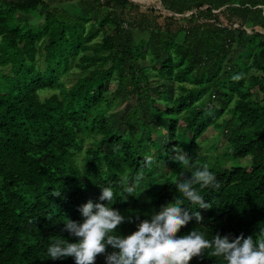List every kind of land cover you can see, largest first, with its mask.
Returning <instances> with one entry per match:
<instances>
[{"label": "trees", "instance_id": "trees-1", "mask_svg": "<svg viewBox=\"0 0 264 264\" xmlns=\"http://www.w3.org/2000/svg\"><path fill=\"white\" fill-rule=\"evenodd\" d=\"M152 1L0 0V264H75L47 247L75 242L63 221L82 222L88 200L106 203L104 187L126 218L122 235L179 198L203 219L178 235L264 239V0ZM72 66L80 74L66 87ZM209 127L240 163L198 155ZM177 148L192 167L173 160ZM203 165L221 185L200 189L207 210L173 183ZM141 170L135 196L121 200L122 177ZM190 264L225 262L206 250Z\"/></svg>", "mask_w": 264, "mask_h": 264}, {"label": "clouds", "instance_id": "clouds-1", "mask_svg": "<svg viewBox=\"0 0 264 264\" xmlns=\"http://www.w3.org/2000/svg\"><path fill=\"white\" fill-rule=\"evenodd\" d=\"M174 151L173 160L176 163L184 169L192 167L187 152L178 148ZM144 161L151 168L154 154L146 155ZM143 180L142 170L131 179L129 176L122 177L120 199L126 198L125 193L135 196ZM173 183L184 200L204 210L212 206L205 202L200 189L218 190L221 187L208 165L196 168L188 178ZM51 195L63 196L61 190H55ZM98 199L106 203L88 200L79 207L82 222L68 218L63 221L62 231L77 239L75 242L68 239L52 241L46 250L48 258L59 260L71 257L75 264H96L98 256L104 257L105 264H190L193 258H203L205 251L210 250L211 257L221 258L225 264H264V239L254 240L251 235L244 237L243 233L232 238L218 232L212 239H207L202 231L195 229L178 235L193 217L197 222L203 219L198 211L190 214L189 207L179 198L162 205L150 219L139 220L137 216L139 223L136 230L127 235L118 231L126 218L111 207L117 199L113 189L102 188ZM128 222L132 220L129 218Z\"/></svg>", "mask_w": 264, "mask_h": 264}, {"label": "rangeland", "instance_id": "rangeland-1", "mask_svg": "<svg viewBox=\"0 0 264 264\" xmlns=\"http://www.w3.org/2000/svg\"><path fill=\"white\" fill-rule=\"evenodd\" d=\"M143 1L144 0H142V1L137 0V2H143ZM152 2H154V0ZM159 6H160V4H159ZM25 17L27 18V20H30V22H35L33 17H31L29 15H26ZM79 74H80L79 70L77 68H75L74 66H72L69 69V71L66 72L62 76L63 84L66 87L70 86L75 81V78ZM170 89H169V93H170ZM54 91H56V90L43 91V92H41V97L49 95L50 93H52ZM125 106L126 105H124V104L121 105V106H118L115 109H113L111 112H114L117 115H121L123 113V111H125ZM117 115H115V117H117ZM123 129H122V131H123ZM217 133H218V129L214 128V127H209L203 133V135L199 139V145H198V148H197L198 155H201L202 158H203V156H209L208 158L204 157V158H206V160L209 163H214V162L218 161V160L214 159L215 157H217V159L219 157L223 158V160H225V166H228L230 164L240 163L241 162L240 159L239 160H235L230 155L228 156L227 148H226V137L222 136V135L221 136L219 135L217 137L218 138V141H217V138H215L217 136ZM157 138H158V140L161 143H164L167 140V136H166L165 133H160V135ZM214 146H215V148H213ZM147 151L151 152L153 150L149 148V149H147ZM242 162L243 163H249V159L248 158H244L242 160Z\"/></svg>", "mask_w": 264, "mask_h": 264}]
</instances>
